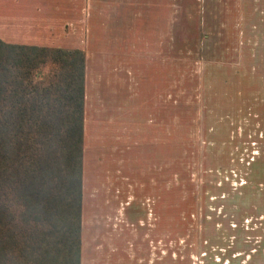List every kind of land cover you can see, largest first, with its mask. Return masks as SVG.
I'll return each instance as SVG.
<instances>
[{
	"label": "rangeland",
	"instance_id": "374dc122",
	"mask_svg": "<svg viewBox=\"0 0 264 264\" xmlns=\"http://www.w3.org/2000/svg\"><path fill=\"white\" fill-rule=\"evenodd\" d=\"M50 1L0 0V38L74 48L129 26L135 60L144 38L160 41L118 98L127 127L90 91L80 264H264V1L168 0L148 14L129 0Z\"/></svg>",
	"mask_w": 264,
	"mask_h": 264
},
{
	"label": "trees",
	"instance_id": "16d2710c",
	"mask_svg": "<svg viewBox=\"0 0 264 264\" xmlns=\"http://www.w3.org/2000/svg\"><path fill=\"white\" fill-rule=\"evenodd\" d=\"M85 53L0 38V264H80Z\"/></svg>",
	"mask_w": 264,
	"mask_h": 264
},
{
	"label": "crops",
	"instance_id": "0c3cea01",
	"mask_svg": "<svg viewBox=\"0 0 264 264\" xmlns=\"http://www.w3.org/2000/svg\"><path fill=\"white\" fill-rule=\"evenodd\" d=\"M14 1H19V3H21L23 6H30V7H33L34 9V7L37 6L36 2L38 0H14ZM39 1L43 2V4L44 3L46 4V6L44 7L46 11L52 9V6H51L52 2L50 0H39ZM116 1L113 2L112 0L111 6L118 5ZM167 1L168 0H129L128 1L129 3H127L126 6L132 10L131 12H133L134 10L135 11L138 10V8H141L142 11H145L148 14V13H154V12L156 13V12L166 10ZM244 2L251 3V0L249 1L243 0L242 2L243 5L244 4L247 5ZM108 3L109 2H107V4ZM119 4L122 5L121 3ZM176 4H177L176 2H173L172 6H175ZM252 4H253V8H256L255 5L258 4V1L252 0ZM241 9L243 10V7ZM241 9L239 8V10ZM104 28H106V26ZM125 31H126V34L124 35L121 33L120 30L118 31L117 29H114V31L111 32L112 33L111 36L109 35L107 38H104L103 36L99 37L97 34V36L94 37V40L92 42L91 41L85 42L84 37H82V44L80 43L81 41L79 40L80 44L74 47V48L83 49L85 53L83 130H84V120H85V111L87 107V101H88V98L91 97L90 91L92 90H94L95 92L94 96L96 97V100H95L96 108L101 109L102 107L103 109H105V108H110L111 106H115V107L119 106L121 107V110L124 109L123 113L125 112L124 116H120L121 119L118 122L119 124L114 123L115 118L118 117V115H115L114 118H112L111 120L109 114H105L104 117L101 118L102 123L105 125L114 123L115 125H118L116 126L117 128L119 127V125H121L122 128L124 125L127 127V125L124 123V121L127 120V117H128L127 116L128 115L127 114L128 113L127 101H125V105L124 104L120 105L118 104V98L121 95H123L122 93H125V94L128 93V77L130 78L129 84L131 85V89H132V80L135 74V70L136 69L139 70L138 74H143L144 67H149L148 62H150L149 59L151 57L150 55L151 52H153L154 54L153 57H156V54L159 53L158 51H159L160 41L157 42L158 44L157 46L155 42L150 43L148 40H145L144 38V42H143L144 45L140 52L142 57L141 58L136 57L137 60H135L134 57L136 53L134 52V48L132 49L130 47V44H131L130 41L132 40V38L128 37V35L130 34L129 26H127ZM98 41L102 42L101 44H105V46L107 44L112 45L113 49L110 48L109 50H106L104 48L105 46L103 47L102 45H100L97 48L98 44L96 43H98ZM145 41L147 42V46H146L147 48L145 47ZM156 46H157V49L155 50ZM150 49L152 51H150ZM97 52H100V53L105 52V53L102 55V57L99 58L100 64H98L97 66V71L95 73H90V70L92 69L90 65V60L93 57H94V60L98 59V57L96 56ZM157 57L159 58V54L157 55ZM90 75L100 76L97 83L91 84V81L89 78ZM120 81L122 84L119 83ZM125 98H127V94L125 95ZM130 111H132V107ZM130 115L132 116V113H130ZM116 127L115 129H117ZM129 133L131 135L130 130L128 134ZM128 134H127V137H128ZM118 136L119 134L117 133V137Z\"/></svg>",
	"mask_w": 264,
	"mask_h": 264
}]
</instances>
